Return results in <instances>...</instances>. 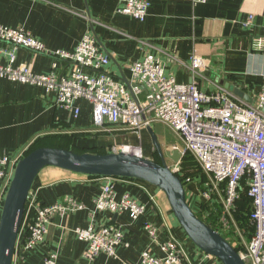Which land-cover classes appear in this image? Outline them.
Returning a JSON list of instances; mask_svg holds the SVG:
<instances>
[{
    "label": "crops",
    "instance_id": "0c3cea01",
    "mask_svg": "<svg viewBox=\"0 0 264 264\" xmlns=\"http://www.w3.org/2000/svg\"><path fill=\"white\" fill-rule=\"evenodd\" d=\"M148 1V15L139 22L117 13L119 0H0V24L29 32L49 51L71 52L90 33L110 60L108 73L123 84L128 81L133 85L129 67L148 53L159 57L166 74L178 83H190L188 64L196 53L206 63L202 76L195 78L201 91H215L218 86L224 87L221 81H227L254 103L263 83L264 54L252 52L250 41L262 35L264 0H208L197 4L191 0ZM251 15L252 23L245 27ZM52 63L48 55L16 50V64H25L36 74L48 73ZM57 67L58 73L64 74L71 63L59 61ZM54 98L45 87L0 79V157L19 161L38 143L103 154L129 139L135 140L119 127L111 128L109 134H96L87 101L75 102L79 115L73 118L70 111L55 106ZM146 155L145 159L153 160L148 152ZM114 180L118 198L129 195L145 206L143 215L133 221L127 213L98 216V222L122 227L127 246L118 247L115 257L101 254L91 261L83 259L85 244L73 232L86 226L88 211L93 209L104 178L48 167L37 175L29 198L34 195L37 203L53 205L71 196L86 210L56 216L45 242L30 251H24L22 239L18 240L12 264H45L50 254L57 255L55 264H137L144 251L161 256L160 245L170 240L178 244L190 264H220L191 243L160 190L139 180ZM199 182L184 184L193 211L203 202ZM242 199L241 209L250 210L245 190ZM146 225L156 229V242H152Z\"/></svg>",
    "mask_w": 264,
    "mask_h": 264
},
{
    "label": "built area",
    "instance_id": "2783aa9c",
    "mask_svg": "<svg viewBox=\"0 0 264 264\" xmlns=\"http://www.w3.org/2000/svg\"><path fill=\"white\" fill-rule=\"evenodd\" d=\"M191 1L197 4L208 0ZM149 8L148 0H119L117 13L143 22ZM252 20L251 15L244 26H249ZM250 45L252 52L264 54V28L261 36L251 39ZM18 48L50 56L53 60L51 70L36 74L27 65L16 64ZM59 61L71 63V68L64 74L58 73ZM109 65L108 56L90 33L84 35L71 52L49 51L29 32L0 24V79L45 87L54 93L55 106L70 111L73 118L79 115L75 102L87 101L91 105L96 129L110 126L135 133L151 123L163 124L180 137L184 145L183 151L179 150L181 156L189 153L211 177L213 190L223 186V207L233 209L245 190L250 205L248 238L244 239L240 232L234 231L224 217L219 221L222 226H215L214 230L237 248L245 264H264V76L254 103L248 104L222 86L215 91H201L195 78L202 76L206 63L196 53L189 59L190 83H178L167 75L161 59L153 53L130 65L131 89L108 73ZM130 149L122 146L118 151L130 153ZM17 163V159L0 157V212ZM178 166L179 163H172L168 167L175 173ZM104 180L106 182L93 201V209L88 211L86 226L73 230L76 238L85 244L82 258L88 261L101 254L115 257L118 247L127 246L122 227L98 222L99 215L127 213L133 221L145 211V206L129 195L117 197L114 178ZM201 198L212 200L211 192L201 191ZM82 210L86 207L71 196L53 205L37 203L34 195L28 196L17 243L23 231L26 236L22 248L32 250L45 242L56 216L64 217ZM145 229L152 242H156V229L151 225H146ZM232 238L235 243L231 242ZM160 250L162 255L159 257L148 251L142 252L137 264H190L173 240L160 245ZM56 259V254H50L44 261L45 264H55Z\"/></svg>",
    "mask_w": 264,
    "mask_h": 264
},
{
    "label": "water",
    "instance_id": "95a60500",
    "mask_svg": "<svg viewBox=\"0 0 264 264\" xmlns=\"http://www.w3.org/2000/svg\"><path fill=\"white\" fill-rule=\"evenodd\" d=\"M124 83L128 89L133 86L128 81ZM220 84L239 99L252 104V99L229 82L221 81ZM146 130L158 161L123 151L92 154L56 147L35 148L19 160L0 212V264H12L30 190L37 175L48 167L91 177L147 183L164 194L178 225L197 249L220 264H245L236 249L190 207L182 180L166 163L167 159L179 163L180 151H163L152 128L146 127Z\"/></svg>",
    "mask_w": 264,
    "mask_h": 264
},
{
    "label": "rangeland",
    "instance_id": "374dc122",
    "mask_svg": "<svg viewBox=\"0 0 264 264\" xmlns=\"http://www.w3.org/2000/svg\"><path fill=\"white\" fill-rule=\"evenodd\" d=\"M155 132L157 140L162 148L163 151H172L174 149L183 151L184 145L180 139V137L169 130L167 127L160 123H151L149 124ZM95 128V127H94ZM111 128L116 127H105L104 129H96V134H109L112 132ZM124 133H131L134 136V141L128 140L125 141L124 144L119 146H114L110 149L111 151H118L122 146H129L131 148L137 149L139 154L144 158L150 154V156L153 158L154 161H158V157L155 154V151L153 149V146L151 144V140L147 132L145 131L146 128H143L139 132H132L130 130H125ZM84 149H78V153H84L85 151H82ZM100 154V153H99ZM135 154V153H132ZM166 163L169 167H171L172 162L168 159L166 160ZM177 172H175L176 175L180 177V179L183 181L184 184L193 183L195 180L200 181V185L203 187V189L200 188L202 191H208L211 192V199L210 201H204L201 202V206L194 208V212L197 216H199L203 221H208L211 225L215 226H222L221 220L222 217L225 218V220L229 221L231 227L234 231H239L241 235H246L244 237L248 238L249 234V227L247 222V212L246 209L242 208L239 205L240 201L234 206L233 209L225 208L222 205L223 200V186H217L216 189L213 190V184L212 179L209 177L197 164V162L194 160V158L189 154L185 153L183 156H181V160L179 162V166L177 168ZM200 191V193H201ZM242 199V196H241ZM243 207V206H242ZM229 209V210H228ZM26 210V209H25ZM228 210V211H227ZM220 221V222H219ZM238 239V237H236ZM232 243H235V241L231 240Z\"/></svg>",
    "mask_w": 264,
    "mask_h": 264
},
{
    "label": "trees",
    "instance_id": "16d2710c",
    "mask_svg": "<svg viewBox=\"0 0 264 264\" xmlns=\"http://www.w3.org/2000/svg\"><path fill=\"white\" fill-rule=\"evenodd\" d=\"M38 147H43L41 144H35V147L33 148V149H35V148H38ZM32 149V150H33ZM156 154V153H155ZM157 156V155H156ZM183 182V181H182ZM184 184V183H183ZM242 201H245L244 199H242ZM247 203V202H246ZM246 209V211H247V213H248V211L249 210H247V208H245ZM199 217V216H198ZM200 218V217H199ZM205 223H207L210 227H212L213 229L215 228L213 225H211L208 221H205ZM24 233V234H23ZM22 237H21V239H22V241H23V239L25 238V236H26V233L25 232H23L22 231ZM236 250H237V248H236Z\"/></svg>",
    "mask_w": 264,
    "mask_h": 264
},
{
    "label": "bare ground",
    "instance_id": "6f19581e",
    "mask_svg": "<svg viewBox=\"0 0 264 264\" xmlns=\"http://www.w3.org/2000/svg\"><path fill=\"white\" fill-rule=\"evenodd\" d=\"M129 150V149H128ZM128 150H126V151H128ZM130 153H135V154H137V155H139V152H138V150L137 149H134V148H132V149H130Z\"/></svg>",
    "mask_w": 264,
    "mask_h": 264
}]
</instances>
